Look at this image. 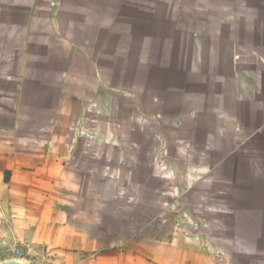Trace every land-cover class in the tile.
<instances>
[{
	"label": "rangeland",
	"instance_id": "374dc122",
	"mask_svg": "<svg viewBox=\"0 0 264 264\" xmlns=\"http://www.w3.org/2000/svg\"><path fill=\"white\" fill-rule=\"evenodd\" d=\"M59 10L65 23L78 22L73 11L86 18L77 41L87 47L56 65L69 72V93L91 104L76 135L84 130L99 152L108 126L126 142L139 129L138 148L121 149L129 163L138 158L139 174L118 196L127 212L155 216L163 229L167 215L173 230L236 264L263 263L264 0H55ZM97 68L115 92L91 90ZM17 250L0 205V263Z\"/></svg>",
	"mask_w": 264,
	"mask_h": 264
},
{
	"label": "crops",
	"instance_id": "0c3cea01",
	"mask_svg": "<svg viewBox=\"0 0 264 264\" xmlns=\"http://www.w3.org/2000/svg\"><path fill=\"white\" fill-rule=\"evenodd\" d=\"M60 10L55 17V0H0V95L17 99L0 104V205L21 253L5 260L236 264L216 245L173 230L167 215L163 226L169 229H163L157 227L155 216L142 219L127 212L129 203L118 196L139 174L138 158L129 163L121 149L124 144L138 148L139 129H132L126 142L111 124L99 139L103 147L99 152L91 151L83 127L82 136L74 132L73 123L79 117L85 122L91 104L69 93L74 85L67 81L69 72L56 65L74 63L70 48L87 47L77 41L78 29L85 31L87 26L79 11L71 15L79 22L75 24L65 23ZM55 40L64 48L63 55L55 53ZM95 78L94 93L117 90L103 86L98 68ZM48 141L50 150H43Z\"/></svg>",
	"mask_w": 264,
	"mask_h": 264
},
{
	"label": "water",
	"instance_id": "95a60500",
	"mask_svg": "<svg viewBox=\"0 0 264 264\" xmlns=\"http://www.w3.org/2000/svg\"><path fill=\"white\" fill-rule=\"evenodd\" d=\"M0 264H28V263L19 260H5L2 261Z\"/></svg>",
	"mask_w": 264,
	"mask_h": 264
},
{
	"label": "built area",
	"instance_id": "2783aa9c",
	"mask_svg": "<svg viewBox=\"0 0 264 264\" xmlns=\"http://www.w3.org/2000/svg\"><path fill=\"white\" fill-rule=\"evenodd\" d=\"M16 256L17 257H20L21 256V253L19 251L16 252Z\"/></svg>",
	"mask_w": 264,
	"mask_h": 264
}]
</instances>
